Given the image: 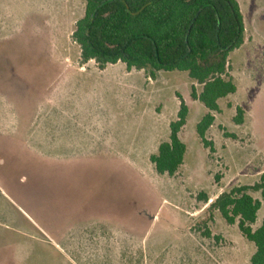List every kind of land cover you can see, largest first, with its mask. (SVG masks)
Here are the masks:
<instances>
[{"label":"rangeland","instance_id":"1","mask_svg":"<svg viewBox=\"0 0 264 264\" xmlns=\"http://www.w3.org/2000/svg\"><path fill=\"white\" fill-rule=\"evenodd\" d=\"M240 1L238 89L214 113L211 153L188 73L82 64L72 34L85 0H0V264H251L254 244L210 208L264 175V0ZM179 96L187 153L171 177L151 156L169 140ZM251 194L258 228L264 201Z\"/></svg>","mask_w":264,"mask_h":264},{"label":"trees","instance_id":"2","mask_svg":"<svg viewBox=\"0 0 264 264\" xmlns=\"http://www.w3.org/2000/svg\"><path fill=\"white\" fill-rule=\"evenodd\" d=\"M84 16L76 22L72 40L80 47L81 62L95 61L100 70L125 64L128 71H144L154 78L159 72H185L196 85L191 96L208 113L197 125L204 146L214 153L206 139L220 112V100L235 94L237 85L230 74V56L245 43L246 24L238 0H85ZM177 120L170 124L169 140L151 156L160 175L175 176L184 163L187 145L180 132L187 123L189 108L179 96ZM243 121V111L238 109ZM264 175L253 187H234L220 194L210 208L221 213L230 225L255 246L251 264H264V217L258 228ZM204 195V201L208 203ZM210 237L211 234L207 232Z\"/></svg>","mask_w":264,"mask_h":264},{"label":"crops","instance_id":"3","mask_svg":"<svg viewBox=\"0 0 264 264\" xmlns=\"http://www.w3.org/2000/svg\"><path fill=\"white\" fill-rule=\"evenodd\" d=\"M238 2H239V4H240V6H241V10L243 11V8H242V3H241V1L240 0H238ZM243 13V12H242ZM244 16V15H243ZM244 19H245V16H244ZM245 24H246V21H245Z\"/></svg>","mask_w":264,"mask_h":264}]
</instances>
